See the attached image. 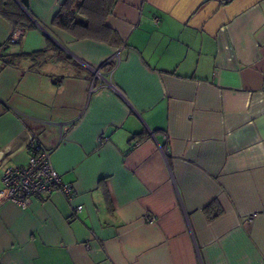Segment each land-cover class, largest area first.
Instances as JSON below:
<instances>
[{
    "label": "crops",
    "instance_id": "crops-1",
    "mask_svg": "<svg viewBox=\"0 0 264 264\" xmlns=\"http://www.w3.org/2000/svg\"><path fill=\"white\" fill-rule=\"evenodd\" d=\"M22 1L0 0V176L36 140L73 197L0 201V264H264V0H116L101 40Z\"/></svg>",
    "mask_w": 264,
    "mask_h": 264
},
{
    "label": "built area",
    "instance_id": "built-area-1",
    "mask_svg": "<svg viewBox=\"0 0 264 264\" xmlns=\"http://www.w3.org/2000/svg\"><path fill=\"white\" fill-rule=\"evenodd\" d=\"M19 33L11 34L9 41L17 42ZM3 100L0 98V113L2 112ZM29 155L23 165L9 166L1 174L3 187L0 189V201L12 200L19 206L26 208L33 198L44 194L59 191L66 200H71L73 195L72 186L65 183L60 173L53 167L51 162V150L42 146L38 141L31 140L28 144ZM82 209L81 204L73 207V215L78 216ZM155 217L145 214V222H153Z\"/></svg>",
    "mask_w": 264,
    "mask_h": 264
},
{
    "label": "trees",
    "instance_id": "trees-1",
    "mask_svg": "<svg viewBox=\"0 0 264 264\" xmlns=\"http://www.w3.org/2000/svg\"><path fill=\"white\" fill-rule=\"evenodd\" d=\"M116 0H64L55 14L52 24L77 38L105 39L110 32L105 24L106 17L112 12ZM26 6V0L22 1ZM3 14L18 25L22 13ZM13 14V15H11ZM44 51H37L28 56L34 58Z\"/></svg>",
    "mask_w": 264,
    "mask_h": 264
}]
</instances>
